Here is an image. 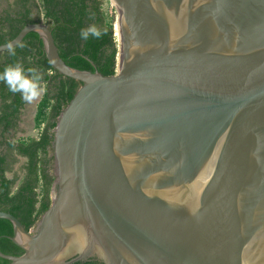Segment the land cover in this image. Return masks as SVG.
I'll list each match as a JSON object with an SVG mask.
<instances>
[{"label": "water", "instance_id": "1", "mask_svg": "<svg viewBox=\"0 0 264 264\" xmlns=\"http://www.w3.org/2000/svg\"><path fill=\"white\" fill-rule=\"evenodd\" d=\"M116 73L82 70L59 116L52 202L9 264H264V0H111ZM116 26V25H115ZM8 42L0 44V52ZM74 237L83 244L74 247Z\"/></svg>", "mask_w": 264, "mask_h": 264}, {"label": "trees", "instance_id": "2", "mask_svg": "<svg viewBox=\"0 0 264 264\" xmlns=\"http://www.w3.org/2000/svg\"><path fill=\"white\" fill-rule=\"evenodd\" d=\"M111 0H7L0 8V44L11 41L32 22L47 23L55 37L61 57L71 66L116 73L119 52L114 18L109 16ZM97 25L105 34L96 39L81 38V30ZM117 26V22H116ZM12 56L7 49L0 52V72L6 66L21 63L25 69L36 67L43 73L47 91L38 103L35 115L37 136L12 139L18 130L26 105L20 93H13L0 81V210L17 216L27 230L36 226L52 202L57 179L54 154L55 128L60 114L74 97L81 81L57 70L45 52L39 32L30 31ZM24 159L18 170L14 165ZM12 173V174H10ZM14 225L0 217V249L20 255L24 249L12 236ZM10 260L0 256V264ZM71 264H106L98 258L78 260Z\"/></svg>", "mask_w": 264, "mask_h": 264}, {"label": "clouds", "instance_id": "3", "mask_svg": "<svg viewBox=\"0 0 264 264\" xmlns=\"http://www.w3.org/2000/svg\"><path fill=\"white\" fill-rule=\"evenodd\" d=\"M104 34L105 30L95 24L82 29L80 33L84 40L89 39V37L100 39ZM17 46L25 47L24 44L14 45L12 42H8L6 45L8 53L15 56ZM49 63H54V61H49ZM0 81L4 82L11 92L20 93L23 101L29 104L40 100L47 91L43 73L36 67L25 69L21 63L6 66L3 72H0Z\"/></svg>", "mask_w": 264, "mask_h": 264}, {"label": "rangeland", "instance_id": "4", "mask_svg": "<svg viewBox=\"0 0 264 264\" xmlns=\"http://www.w3.org/2000/svg\"><path fill=\"white\" fill-rule=\"evenodd\" d=\"M6 2H7V0H0V8H2ZM108 13H109V16L111 18L112 17L114 18V27H115L118 12H117V8H116L115 4H113L112 2H110V8H109ZM41 98H40V100H41ZM40 100H38L34 103H31V104L26 103L25 107L22 110L18 130L15 131L14 133H12V135H11L12 139L26 138L29 136H37L38 135L39 129L35 127V115H36L38 103ZM23 162H24V159L21 158L20 161L14 165V169L18 170ZM10 174H12V173H10ZM37 224H38V222H37ZM37 224H36V226H34L32 228L33 231H35L37 229Z\"/></svg>", "mask_w": 264, "mask_h": 264}, {"label": "bare ground", "instance_id": "5", "mask_svg": "<svg viewBox=\"0 0 264 264\" xmlns=\"http://www.w3.org/2000/svg\"><path fill=\"white\" fill-rule=\"evenodd\" d=\"M112 3L115 4V2H112ZM115 30H116V35L118 36V23H117V26H115ZM73 241H74V247L75 248H82L83 247V244L80 242V240L77 237H74Z\"/></svg>", "mask_w": 264, "mask_h": 264}, {"label": "flooded vegetation", "instance_id": "6", "mask_svg": "<svg viewBox=\"0 0 264 264\" xmlns=\"http://www.w3.org/2000/svg\"><path fill=\"white\" fill-rule=\"evenodd\" d=\"M95 258H98V257H95ZM99 260H102V259H100V258H98ZM102 261H104V260H102ZM105 262V261H104Z\"/></svg>", "mask_w": 264, "mask_h": 264}]
</instances>
